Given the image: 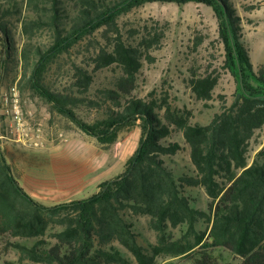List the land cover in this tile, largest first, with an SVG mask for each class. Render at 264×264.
I'll return each mask as SVG.
<instances>
[{"label":"trees","instance_id":"trees-1","mask_svg":"<svg viewBox=\"0 0 264 264\" xmlns=\"http://www.w3.org/2000/svg\"><path fill=\"white\" fill-rule=\"evenodd\" d=\"M153 1L205 3L216 14L227 61L243 82L236 101L222 105L209 123L192 122V110L168 94L135 93L144 60L152 59L163 33L149 29L131 40L119 18ZM106 68L114 74L96 85V73ZM57 75L66 82L57 83ZM217 83L218 76L207 72L190 78L193 95L206 107L213 106ZM2 86H16L22 103L42 99L50 113L66 118L64 129L73 130L72 122L102 148L123 127L139 125L141 131L125 171L102 181L89 197L48 206L20 185L0 149V238L18 253L5 264H132L125 253L138 264H159L160 257L220 264L218 247L241 256L243 264H264V145L252 161L248 155L251 139L264 130V65L254 72L231 0H2ZM175 133L188 145L192 165L179 176L166 162L181 148L169 139ZM198 186L207 194L206 208L194 206L186 189ZM138 216L146 217L155 243L140 241ZM200 220L207 229L197 228ZM178 227L182 233L175 237L172 229Z\"/></svg>","mask_w":264,"mask_h":264},{"label":"rangeland","instance_id":"rangeland-1","mask_svg":"<svg viewBox=\"0 0 264 264\" xmlns=\"http://www.w3.org/2000/svg\"><path fill=\"white\" fill-rule=\"evenodd\" d=\"M2 0H0L1 2ZM237 14L241 18L246 47L251 56L254 72L260 65H264V0H231ZM119 26L126 37L138 41L147 30H157L163 33L160 45L151 50L152 59H145L138 78L135 93L140 97H149L150 93L161 96L168 94L170 101L192 110V122L209 123L214 114L221 110L222 105H232L238 98L243 82V74L232 63L227 61L225 44L219 33L218 19L211 6L205 3L190 1L185 4L175 2L153 1L135 6L120 15ZM19 44H22L20 29L16 30ZM44 40V38H43ZM101 42L105 40L101 38ZM74 56V54L72 55ZM81 56V55H80ZM65 58V57H64ZM211 73L218 76V83L214 89L213 99L209 101L211 107H206L204 101L197 100L190 87V78L195 73ZM114 74L111 68L98 71L95 75V84L107 81L108 76ZM252 78V77H251ZM57 83H65L66 78L55 76ZM256 84V79H251ZM9 90L5 86L0 90V149L11 164L16 178L27 170L34 169L36 159L31 157L33 150L67 146V150L83 155L84 170L99 168L101 179H104L106 170L107 180L125 171L130 159L136 151L139 138V125L126 126L120 129L117 139L109 148H102L97 144V139L89 135L72 122L73 130H66L63 124L66 118L59 113H50L48 105L40 98H29L23 101L22 108L25 115L33 123L43 127L46 143L43 147L32 148L18 144L6 138L8 127L5 118H2L3 97ZM81 113H83L81 111ZM88 118H93V113L86 112ZM68 123V122H67ZM3 135V136H2ZM170 140L181 144L179 151L172 156H166V162L172 166L177 176L192 168L190 151L182 134L175 133ZM264 145V130L258 131L251 139L248 146L249 160L252 161L256 152ZM64 149L65 147H57ZM101 183V182H100ZM92 186V183L91 185ZM94 187V186H93ZM194 196L192 204L198 208L207 207V194L203 187H186ZM92 195V194H91ZM90 195V196H91ZM89 197V196H88ZM136 228L140 234V241L148 246L156 242L155 232L147 226L146 217L138 216L135 219ZM208 224L200 220L197 228L207 229ZM183 227L172 229L175 237L182 233ZM0 238V264L5 260L16 261L18 253L15 249L8 248ZM220 264H243V258L229 248L218 247L214 249ZM132 264H138L129 253H125ZM171 260L174 264H193L190 259L172 257L158 258V263L163 264Z\"/></svg>","mask_w":264,"mask_h":264},{"label":"crops","instance_id":"crops-1","mask_svg":"<svg viewBox=\"0 0 264 264\" xmlns=\"http://www.w3.org/2000/svg\"><path fill=\"white\" fill-rule=\"evenodd\" d=\"M60 146L65 148L58 149ZM66 148L65 145L48 146L30 152L36 159V167L29 168L17 179L36 202L48 206L83 199L98 192L100 182L107 180L106 170L104 179L99 168L84 170L83 161H73L82 159L83 155Z\"/></svg>","mask_w":264,"mask_h":264},{"label":"built area","instance_id":"built-area-1","mask_svg":"<svg viewBox=\"0 0 264 264\" xmlns=\"http://www.w3.org/2000/svg\"><path fill=\"white\" fill-rule=\"evenodd\" d=\"M2 113L8 127L6 138L32 148H40L45 145L46 139L43 127L39 123H33L25 115L20 93L16 86L4 95Z\"/></svg>","mask_w":264,"mask_h":264}]
</instances>
